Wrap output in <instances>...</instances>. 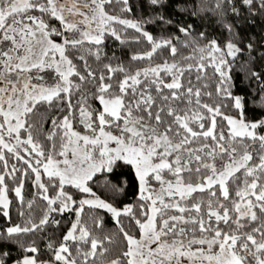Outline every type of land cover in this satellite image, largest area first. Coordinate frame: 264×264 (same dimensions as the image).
Returning a JSON list of instances; mask_svg holds the SVG:
<instances>
[{
    "label": "snow or ice",
    "instance_id": "obj_1",
    "mask_svg": "<svg viewBox=\"0 0 264 264\" xmlns=\"http://www.w3.org/2000/svg\"><path fill=\"white\" fill-rule=\"evenodd\" d=\"M0 264H264V0H0Z\"/></svg>",
    "mask_w": 264,
    "mask_h": 264
},
{
    "label": "rangeland",
    "instance_id": "obj_2",
    "mask_svg": "<svg viewBox=\"0 0 264 264\" xmlns=\"http://www.w3.org/2000/svg\"><path fill=\"white\" fill-rule=\"evenodd\" d=\"M66 2H68V0H66Z\"/></svg>",
    "mask_w": 264,
    "mask_h": 264
}]
</instances>
